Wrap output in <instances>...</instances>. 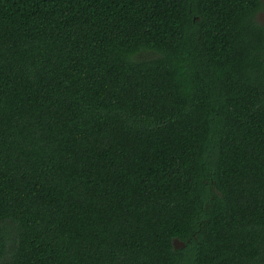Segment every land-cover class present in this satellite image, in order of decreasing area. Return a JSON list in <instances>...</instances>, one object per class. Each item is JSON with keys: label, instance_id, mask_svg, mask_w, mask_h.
I'll return each instance as SVG.
<instances>
[{"label": "trees", "instance_id": "16d2710c", "mask_svg": "<svg viewBox=\"0 0 264 264\" xmlns=\"http://www.w3.org/2000/svg\"><path fill=\"white\" fill-rule=\"evenodd\" d=\"M0 264H264V0H0Z\"/></svg>", "mask_w": 264, "mask_h": 264}]
</instances>
